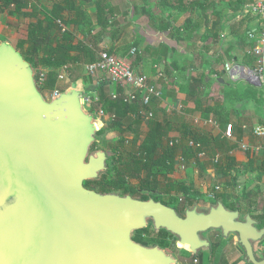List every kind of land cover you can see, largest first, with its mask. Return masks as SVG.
<instances>
[{
  "label": "water",
  "instance_id": "water-1",
  "mask_svg": "<svg viewBox=\"0 0 264 264\" xmlns=\"http://www.w3.org/2000/svg\"><path fill=\"white\" fill-rule=\"evenodd\" d=\"M73 85L46 102L31 65L0 43V264H177L131 233L164 229L195 256L210 243L202 235L233 236L234 250L251 264L264 238L250 216L221 203L184 217L152 199L99 194L84 187L106 169L107 156H88L95 126Z\"/></svg>",
  "mask_w": 264,
  "mask_h": 264
},
{
  "label": "crops",
  "instance_id": "crops-1",
  "mask_svg": "<svg viewBox=\"0 0 264 264\" xmlns=\"http://www.w3.org/2000/svg\"><path fill=\"white\" fill-rule=\"evenodd\" d=\"M113 1L109 0L108 4L110 6H107V0L105 1L106 13L108 16L111 15V18L107 16L111 26L113 21L118 20L116 14L120 13L116 10ZM252 3L253 0H158L157 5L153 0H128L127 6L129 8L128 13H131L128 16H131L134 21L139 20V23L133 24V26L138 29L142 27L139 32L140 44H143L144 51L137 54L144 55L143 57L148 59L145 61L143 58L144 61H138L134 68L131 67L135 73L145 76L154 73L155 65L150 74L145 73L144 67L148 61L151 64L156 62L157 52L155 50L157 49L154 48L159 47V45L165 46L170 56L172 48L175 49L176 60L184 61L187 56L182 51L183 46L191 44L192 49L187 54L189 58L196 61L193 67L194 78L191 80L202 83L206 77L217 76L221 77L223 81V84H216L217 93L216 95L212 94L210 98H204L205 93L203 95V89L201 85H198L196 87L198 93L196 99H192L193 96L190 97L191 92L179 90V88H184L182 86L187 85L185 81L181 82V87L177 85V91L173 92H167V85L160 82L162 85V91L160 90L162 99L156 102L157 107H162V109H158L160 113H157L159 121L168 124V131L169 125L177 120L176 117L182 121L180 130L176 131L178 136L168 139L165 144L168 143L169 145L170 142H173V145L177 144L175 140H182V134L187 129L195 132L198 136L204 137L205 141H209L205 145L197 143L199 148L192 147L196 151V156L188 160L185 157L183 158L180 150L175 159L176 169L170 175V178H176L178 173L184 174L185 171H181L178 161L179 157L182 158V162L185 164L184 169L189 165L193 169H201L202 176L207 175L209 184L214 182L215 185L219 184L221 186L218 187L226 194V198L220 203L227 210L237 208L236 210L240 216H250L255 221L256 228L260 230L264 228V136L255 135L253 130L257 126L264 127L263 88L251 84L242 71L244 68L253 69V65H255L254 58L251 55L254 43L249 40L248 33L259 31L262 28V21L250 13L249 6ZM150 5L155 6L163 15L169 13L173 15L162 19H152L150 13L147 12ZM84 10L95 22L96 8L94 7L93 11L85 8ZM199 14H201V19L195 17ZM188 27L193 31L190 36L184 33V29ZM11 46L13 45L11 44ZM246 62H250V64ZM86 65L80 58L79 63L69 64L61 71H66L69 75H72L77 73L76 69L79 70L81 67L82 72L86 74ZM178 71L180 70L174 72L176 76L179 73ZM155 72L158 76L159 71ZM59 74L61 73L59 72ZM147 77L150 79L149 76ZM87 79L92 81H89L86 85L77 73L72 83L61 91L65 92L73 85L82 93L86 90V92L92 91L94 94L96 91L94 86L95 88H102L106 93L107 91L112 93V90L119 91L113 85V87L110 85L108 87L107 78L100 73L96 74L93 79H90L87 75ZM178 80L179 77L177 76ZM242 82L253 87L255 92H258L257 95H261L263 101L259 100L260 97L247 101L242 100L244 96L242 92L243 90L246 91V87H243ZM231 88H234L235 91L238 90L242 97L239 96L236 102L233 101V107H227V100L223 98L221 90L228 92ZM55 90H57L56 86ZM213 109H217L222 113L226 121L225 124L227 127L229 126L226 132L229 133L230 137L224 135L226 125H220L216 121L213 112H209ZM170 110L174 118L167 115L166 112H170ZM191 122L198 127L207 128L209 133L200 134V132L190 127ZM194 143L196 142L194 141ZM242 146L245 148L243 149ZM226 155L234 161L228 167L225 160ZM215 156H219V161L216 164L212 161ZM219 164L222 169H225L226 175L216 172V165ZM190 184L188 186L192 187L199 195L202 186L199 179L196 178ZM219 188L218 190H220ZM215 204V201H213L212 205L215 206ZM190 205L189 203L187 206ZM210 239L209 248L218 243L213 248L212 255H210L209 249H202L195 256L185 250L188 253L187 258L197 261V264H233L235 260H239L238 264H251L244 256L239 255L234 250V244L226 245L227 239L221 237L220 233L216 238ZM254 250L257 260L264 259V238L261 242L254 244ZM177 262V264H189L185 260Z\"/></svg>",
  "mask_w": 264,
  "mask_h": 264
},
{
  "label": "rangeland",
  "instance_id": "rangeland-1",
  "mask_svg": "<svg viewBox=\"0 0 264 264\" xmlns=\"http://www.w3.org/2000/svg\"><path fill=\"white\" fill-rule=\"evenodd\" d=\"M82 2V6L83 8H85L86 10L88 9L89 11H93L94 7H95V2L96 0H80ZM126 2L124 3V0H114L113 3L116 7V10L120 13L116 14V18L118 20L113 21V25L110 26L104 33L102 32L101 34H96L93 32H89L87 27L84 25H81L79 27H73V26H68L65 27L66 30L72 31L73 35H74V44L76 43H86V44H90L92 42L96 43L100 48L105 49L106 51H110L112 56L117 57V58H122V59H126V61L129 63V65L131 67L134 68V65H136V63L142 62L148 59L144 58V55H139L135 53H132V49L138 50L140 53H142L144 51L143 49V44H140V32L139 30L142 29V27H140L139 29L137 27H134L133 24H137L139 23V20L134 21L133 18H131V16H128V0H125ZM156 4L158 2V0H153ZM201 1V0H200ZM109 0H107V6H110V4H108ZM51 0H37V3L35 5V11H36V15L37 18L39 19H43V10H49L51 8ZM158 5V4H157ZM147 12L150 13V16L152 19L157 18V19H162V18H167L169 16H172V13L169 14H164L161 13L158 9H156L155 6H149L147 8ZM42 11V12H41ZM122 12H124L123 14H121ZM146 12V13H147ZM148 13V14H149ZM131 14V13H130ZM108 16V15H107ZM108 17L111 18V15H109ZM198 17L199 19H201V14H199V16H195ZM95 21V20H94ZM31 23H35L36 19L32 18L30 19ZM109 30V31H108ZM27 31V23L25 22L24 18H23V14L20 13L18 15H10L9 13L5 12L0 14V43H7V44H12L18 52H22V49H19L18 47V43L19 41L23 40L25 38V33ZM61 33L63 32V30L60 31ZM192 29L190 27L185 28L184 29V33L186 35H191L192 33ZM51 35L54 34V32L52 31L50 33ZM182 34V33H181ZM104 35V36H103ZM103 36V38H101ZM157 49L155 50L156 53V62L153 64H151L150 61H148L145 65V73H149L152 72V70L155 69V71H159V75L157 76V73L154 71L153 74L151 75H147L150 77V81L157 86V88H159V90H161V83L160 82H164V85H167L166 87V91H177V85L181 87V82L185 81L187 82V85H184L182 87H184L183 89L179 88L180 91H189L191 92L190 97H192V99H196L197 98V88L198 85H201L202 89H203V95L205 93V97L204 98H210L212 97V94L216 95L217 93V86L216 84H223V81L221 79V77H206L205 79H203L202 83H198V82H194L191 79L194 78L193 76V67L195 66V60H192L191 58H189L187 52L189 50H191V44H189L188 46L185 45L183 46L182 51L185 53V56H187V58L184 61H178L175 58V52L172 48V54L170 56L169 51L165 46L159 45V47L154 48ZM98 53V52H97ZM169 55V56H168ZM144 58V59H143ZM203 62V61H202ZM206 63V62H204ZM247 64H250V62H246ZM193 64V65H192ZM202 64V63H201ZM156 68H155V66ZM220 65V64H219ZM154 66V69H153ZM254 66V65H253ZM252 67V66H250ZM33 70V75L34 78L38 77V73L39 71L34 69L33 67H31ZM77 70V73L79 75V78L82 79L84 81V83L87 85L89 83V80L87 79V75L84 74L82 71L83 69L80 67L79 70ZM176 70H180L178 71V77L179 80L177 81V76L174 73ZM44 72V71H43ZM62 76V80H57V84H56V89L57 91H61L64 90L65 87H67V85H70L72 83V81L74 80V78L76 77L77 73H73L72 75H69V73H67L66 71H59ZM144 73V72H142ZM82 75V76H81ZM96 76V75H95ZM82 77V78H81ZM90 79H93L94 76H89ZM96 78V77H95ZM160 78V79H159ZM162 78V79H161ZM209 78V79H208ZM208 79V80H206ZM249 81V80H248ZM107 82V81H106ZM108 83V87H109V82ZM94 85V84H93ZM197 85V86H196ZM243 87H246V91L243 90V94L244 96L242 97V94L238 91V90H234V88H231L228 92L227 91H222V95L223 98H225V100H227L228 106L227 107H233L234 102H236V99H238V97H242V100L245 99V101L249 100V99H256V97H260L259 100L262 99L261 95H257V93L255 92V90L253 89V87L246 85L245 83L242 82ZM112 86V85H110ZM193 86V88H192ZM113 87V86H112ZM115 88V87H114ZM216 88V90H215ZM96 91L93 92L91 91H87L85 90L84 92V105H83V110L85 113H88L92 116L93 118V124L95 126V130H94V135H93V143L89 148V152H88V156H94L97 152H104L107 156V160H106V166L108 163H111V158L113 157V152L110 150L111 146H117L118 144V140L122 137H125V139H127L128 141H130L131 139H133V134L132 133H128V134H120L118 131H113L109 128V116L108 114H106L103 110H102V106L98 103V96L97 93L99 90L98 88H95ZM162 91V90H161ZM160 91V92H161ZM207 91V92H206ZM53 92H48V91H44L41 92V96L42 98L46 101V102H50L52 99L56 98L58 95H56V97H53ZM112 92H116L114 90H112ZM107 96H110L111 93H107L104 92ZM122 95H126L127 92H122ZM197 93V94H196ZM60 94V92H59ZM162 94V93H161ZM259 94H261L259 92ZM202 96V95H201ZM199 96V97H201ZM191 99V100H192ZM203 99V98H202ZM260 102V101H259ZM157 103L156 105L154 104L153 106V111L155 110L157 113H160V111L158 112V109H162V107H157ZM156 106V107H155ZM100 111L103 112V114L101 115ZM167 115L169 117L174 118L173 113L171 112H166ZM177 120H175L174 122H172L171 125H169V131L166 135V137L164 138V142H167L168 139L174 138L178 136V132H176L177 130H180L181 127V119L176 117ZM148 121L146 119H142L141 121V125H140V135H139V142L135 145H131V143L129 142H125L123 143L122 146H120V148L117 150L118 154H120V157H125L126 154H124L125 152H131V151H136L137 150V146L140 143V141L143 139V136L146 132V125H147ZM190 127L198 132L203 133V134H207L209 133V130L207 128H202V127H198L195 124H192V122L190 123ZM229 127V126H228ZM227 127V129H228ZM123 129H125V127H123ZM229 131V130H228ZM211 132V131H210ZM231 134V133H230ZM94 145V148H91ZM187 167V166H186ZM181 171H185L184 174H179L176 178H170V176H168L169 179L179 182V183H185L188 185H191L190 182L194 181L196 178L199 179L201 186V193L198 195V193H196L193 188L191 187V192L190 195L188 197L183 196L182 194H174L171 193L169 194V196L164 195V192L158 193H144L142 192V195H147V197H149L147 200L152 199L156 202H166V199H173L174 201L171 203H168L167 206H169L170 208L174 209L175 212L177 213L178 216L180 217H184L185 211L188 210H192L194 209L196 212L199 213H206L208 212L209 208L212 205L213 201H215V203L217 204L218 202L220 203L221 201H223L224 198H226V194L223 193L222 189H220L218 186H220L219 184L210 183L208 182L207 179V175H203L202 176V172L201 169H193V167H191L189 165V167L185 168L184 170ZM206 174V172H205ZM107 167L103 172H100L98 175V179H100L101 177H105L107 176ZM115 173L111 172L110 176L108 175L107 178L105 179V181L107 182H111L113 180H115ZM130 185H136L135 181H130ZM221 187V186H220ZM89 190L95 191L99 194H107V193H103L99 190V188L95 187V186H88L86 187ZM220 190H217V189ZM198 192V191H197ZM222 193V194H221ZM108 194H115V195H119L124 197L121 192L119 190H115L112 191ZM141 196L138 197H134V199H138L140 200ZM218 199V200H217ZM191 204L189 207L187 206L188 204ZM211 204V205H208ZM215 204V205H216ZM241 218H244L241 216ZM218 233V234H217ZM220 231H209L205 234L202 235L203 239H207L208 241H210L212 239H214V237L216 238L219 235ZM141 235L142 240L145 242V246L146 248H158L160 250H162L165 254L173 257L176 261H183L185 260L186 262H188L189 264H197L195 263V261L193 259H189L187 258L188 253L185 251V249L183 248H179L178 247V239L177 237H175L174 235H172L171 233L167 232L164 229H155L153 222L151 220H147V225L146 228L138 230V231H134L131 233V239L134 241L135 238L137 237V235ZM217 235V236H216ZM233 236H230V238H228L226 240V245H231L234 244L233 243ZM209 238V239H208ZM135 242V241H134ZM209 249V253L210 255L213 254V248H207ZM190 261V262H189Z\"/></svg>",
  "mask_w": 264,
  "mask_h": 264
},
{
  "label": "trees",
  "instance_id": "trees-1",
  "mask_svg": "<svg viewBox=\"0 0 264 264\" xmlns=\"http://www.w3.org/2000/svg\"><path fill=\"white\" fill-rule=\"evenodd\" d=\"M105 1L97 0L95 2L96 12L94 14L95 22H93L80 0H51V8L41 11L43 19L37 18L36 15L37 0H0V14L7 12L10 15H18L22 13L27 23L25 38L19 41L18 47L23 50L21 55L31 67L45 72V84L38 88L39 91H54L59 71L69 64L79 63L80 58L84 64H90L96 60L97 52L104 51L111 54L110 51L100 48L97 42L74 44L72 31L60 32L61 26L79 27L81 25L86 26L88 31L93 34L98 35L105 32L111 26L107 18ZM32 18L36 19L35 23L30 22ZM52 31L53 35L50 34ZM97 93H99L97 94L99 95L98 103L102 106V110L110 116L109 128L120 134L132 133L134 137L130 141L122 137L118 140L119 145L110 147L114 155L111 158V163H108L106 167L109 176L111 172L116 174L115 180L105 181L107 175L98 180L84 182V187L95 186L103 193L119 190L123 196L129 195L132 198L141 196L140 200L142 201L149 198L147 195H142V192L160 193L161 191L166 196L171 193H181L188 197L191 187L185 183L173 181L168 176L176 169L175 159L180 150L183 158L185 157L187 160L196 156V151L189 144L190 141L201 145H205L209 141H205L204 137L187 129L182 134V140H175L177 144L172 147L168 143L165 144L164 138L168 133V124L159 121L157 112L153 111V105L151 108L153 117L146 125V132L138 144L137 150L125 152V157H120L117 150L123 143L129 142L131 145H135L139 142L142 114L147 112V108L137 103L126 104L121 99H112L111 96L104 93L102 88H99ZM209 112H213L220 125H226L220 111L213 109ZM226 127L227 125L224 131H226ZM91 148H94V145ZM225 160L227 167L234 162L227 155ZM224 170L220 164L216 165L217 173L226 175ZM130 181H135L136 185H130ZM165 201L162 204L167 205L174 200L168 198ZM236 209L231 208V210ZM134 241L145 246L140 234ZM217 245L218 243L213 244L212 248ZM238 262L239 260H235L233 264H238Z\"/></svg>",
  "mask_w": 264,
  "mask_h": 264
},
{
  "label": "built area",
  "instance_id": "built-area-1",
  "mask_svg": "<svg viewBox=\"0 0 264 264\" xmlns=\"http://www.w3.org/2000/svg\"><path fill=\"white\" fill-rule=\"evenodd\" d=\"M249 10L251 14L257 16L262 21V28L259 31H250L248 33L249 40L254 43L251 55L254 58L255 65L253 69L244 68L242 71L245 75L247 74L246 77L251 84L262 86L264 99V0H253V3L249 6ZM61 27L64 32L66 28ZM136 52L140 53L138 50L132 49V53ZM85 72L88 76H95L98 73L104 75L110 85L121 90L120 92H112L110 94L112 99H121L126 104L137 103L142 105L147 108V112L142 114V119H146L147 121L152 119V104L161 101L162 94L159 88L147 76L135 73L126 59L117 58L109 55L107 52L100 51L97 53L96 60L85 66ZM57 79L62 80V76L58 75ZM45 80V72L39 71L38 77L35 78L37 88L42 87L45 84ZM122 92H127V94L122 95ZM58 94L59 92L54 89L53 97H56ZM100 113L101 115L103 114L102 111ZM253 133L258 136H264V127H255ZM224 135L230 137L226 131ZM189 144L194 148H199V144L192 141ZM169 146L172 147L173 142H170ZM242 148L244 149L245 147L242 146ZM201 154L203 155L204 153L202 152ZM182 160V158H178L179 168L183 170L185 164ZM212 161L215 164L218 163L219 156H215Z\"/></svg>",
  "mask_w": 264,
  "mask_h": 264
},
{
  "label": "bare ground",
  "instance_id": "bare-ground-1",
  "mask_svg": "<svg viewBox=\"0 0 264 264\" xmlns=\"http://www.w3.org/2000/svg\"><path fill=\"white\" fill-rule=\"evenodd\" d=\"M247 75V74H246Z\"/></svg>",
  "mask_w": 264,
  "mask_h": 264
}]
</instances>
